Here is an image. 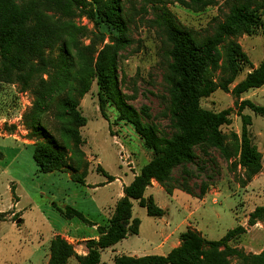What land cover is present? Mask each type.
I'll list each match as a JSON object with an SVG mask.
<instances>
[{"label":"rangeland","instance_id":"374dc122","mask_svg":"<svg viewBox=\"0 0 264 264\" xmlns=\"http://www.w3.org/2000/svg\"><path fill=\"white\" fill-rule=\"evenodd\" d=\"M28 1L30 0H16L19 5ZM121 1L126 12L129 45L117 57L119 89L127 104L140 113L143 123L153 125L160 134L170 136L169 95L164 82L169 64L168 45L153 23L155 13L161 7L168 9L179 26L199 39L213 33L216 26L223 22L235 0H212L209 6L203 8H185L176 0H151L146 6L145 0ZM184 1L188 3V0ZM255 3L259 4L260 0H255ZM142 6L146 12L140 10ZM259 12L264 22V10ZM46 14L54 20L71 23L75 27V38L83 47L92 44L99 50L104 45L111 44L116 37V33L108 26H94L85 17L64 19L50 10ZM228 40L241 47L251 67L255 68L264 60L260 29ZM227 43L228 41L220 48L222 68L210 76L216 83L224 76L222 69L226 63L224 49ZM56 55V50L47 54L48 57ZM249 71L248 68L245 69L229 86V90ZM40 77L47 80L46 75L38 76L32 82V87L38 84ZM97 92L96 81L93 80L89 91L79 101V112L87 121L79 129L82 140L80 150L83 161L88 165L85 183L81 185L69 177L71 172L38 173L33 161V150L40 140L34 137L26 124L34 100L33 94L31 90H22L18 84L0 82V203L9 200V193L5 190L8 185L13 196L20 198L16 210L22 216L19 226L0 223V264H43L44 253L49 251L48 245L40 252H36V249L50 240L52 231L59 232L65 224L58 211L64 207L76 210L91 224L102 225L106 221L107 205L115 192V186L94 189L93 185L105 182V173L122 177L121 182L127 183L152 158V153L144 148L134 129L117 120L113 106L106 104L102 116ZM241 100L264 106V86L243 94ZM236 101L230 92L218 89L200 100V106L205 110L233 111L231 125L221 128L231 157L225 159L215 149H205L204 152L195 148L196 159L193 164L172 170L170 195L153 181L155 185L151 184L147 192H150L159 208L166 210V215L161 218L149 217L145 209L133 202L131 213L132 218L139 221L138 234L128 235L121 242L101 252L100 264H113L114 258L120 256H164L179 241L178 232H170L174 229L180 232L191 230L209 241H216L227 231L241 225L246 228V233L231 242V247L246 254L264 251V222L253 227L246 225L248 215L256 207H264V118L254 115L248 109L241 113L250 119L246 129L261 156L262 169L249 177L238 165V158L234 154L237 143L232 135L239 138L242 128V119L235 107ZM41 124L61 145L56 131L60 124L54 119L52 111L43 114ZM122 151L131 156V165L126 166L120 159ZM66 153L69 156V152ZM158 187L163 191L151 190ZM148 193L144 196H150ZM3 206L5 210L8 204ZM0 214L5 221L7 214ZM17 216L18 214L13 219ZM185 219L190 227L185 228L182 224ZM71 224L74 236H89L94 233L89 225L77 218L72 219ZM73 225L78 228H73ZM164 233L166 234L163 236ZM160 242V247L163 248L161 250L158 248ZM78 245L74 241L72 246L77 248ZM230 263L238 264L233 259Z\"/></svg>","mask_w":264,"mask_h":264},{"label":"trees","instance_id":"16d2710c","mask_svg":"<svg viewBox=\"0 0 264 264\" xmlns=\"http://www.w3.org/2000/svg\"><path fill=\"white\" fill-rule=\"evenodd\" d=\"M145 0L144 6L151 3ZM121 0H30L22 5L16 0H0V82L18 84L22 90H31L34 100L26 124L34 137L40 141L34 145L33 161L41 174L71 172L70 178L83 185L88 165L83 161L80 150L82 143L79 129L87 123L79 112V101L89 91L92 81L98 88L99 110L104 115L106 104L114 107L117 120L130 125L139 136L144 148L152 153V158L144 164L132 181L123 188V197L117 201L110 217L97 226V240L86 242L87 254L77 256L73 247L63 238L56 236L49 245L47 264H67L75 257L79 264H100L101 252L124 240L128 235H137L139 221L132 218V203L145 209L146 215L161 218L165 210L159 208L152 196L145 197V191L156 182L170 195L171 172L176 167L193 164L194 149H215L229 159L231 153L225 144L222 127L232 123L231 109L220 112L205 110L200 100L209 97L217 89L233 96L235 107L242 119L241 134L232 135L237 143L234 154L238 165L249 177L262 169L261 156L252 144L246 127L248 116H242L248 109L254 115L264 118V106L240 97L249 91L264 86V60L255 68L251 67L241 47L228 40L240 34H251L260 29L264 50V22L260 10H264V0H235L223 22L219 23L209 36L196 38L179 26L168 9L161 7L155 13L153 23L168 45L169 64L164 82L169 95L168 116L172 133L160 134L153 126L143 123L140 113L128 105L118 82V53L128 45L126 12ZM185 8H203L212 0H176ZM54 11L64 19L75 16L85 17L94 26L100 24L111 28L116 37L113 42L96 50L91 44L81 46L75 38V27L66 21L54 20L47 11ZM140 10L146 12L145 7ZM225 47L226 63L224 76L219 81L210 79L220 68V48ZM57 51L56 57L47 54ZM250 71L236 83V78L245 70ZM38 84L32 82L38 76ZM52 111L60 127L57 133L61 145L42 126L44 113ZM69 152V156L67 155ZM82 170V171H81ZM108 182L113 178L104 176ZM202 192L201 195H203ZM65 219L77 218L88 223L84 217L70 207L58 210ZM4 216L0 214V222ZM264 222V207H256L247 217L246 225L253 227ZM246 233V228L238 225L227 231L216 241H209L198 233L186 230L179 235V246L165 256L146 255L120 256L113 264H264V251L246 254L231 247L230 243Z\"/></svg>","mask_w":264,"mask_h":264},{"label":"crops","instance_id":"0c3cea01","mask_svg":"<svg viewBox=\"0 0 264 264\" xmlns=\"http://www.w3.org/2000/svg\"><path fill=\"white\" fill-rule=\"evenodd\" d=\"M105 173V172H104ZM69 175V174H68ZM105 175L106 176H110V177H112L113 178V181L112 182H108L107 180L105 181V182H101V183H98V184H95V185H93V187H94V189H96V188H99L100 186H111V185H114L115 186V192H114V194H113V196H111V200L109 201V205H107L108 207H107V212H106V216H107V218H106V220L110 217V215H111V213H112V211H113V209H114V206H115V204L117 203V201L118 200H120L122 197H123V188L125 187V186H127L131 181H132V179L131 180H129V182H127V183H125V182H121V178L122 177H118V176H116V175H110V174H106L105 173ZM69 177H70V175H69ZM106 179V178H105ZM9 182H11V181H9ZM84 183H85V180H84ZM153 184V186L155 185V183L153 182L152 183ZM152 189H156V190H159V191H163V189L161 188V187H158V188H151V190ZM8 193H9V200L7 201V202H1L0 203V212H5L6 214H7V216H5V221H3V222H0V223H11L10 225H16V226H19V224H21L22 223V216H20L21 214H20V212H19V210L17 209L16 210V206L18 207V205H19V203H20V198L18 197V196H13V194H12V192H11V189H10V187L7 185L6 186V189H5ZM148 191V189L145 191V195H146V193H148L147 192ZM150 191V190H149ZM165 192V191H164ZM166 193V192H165ZM167 194V193H166ZM147 195H150V196H152L151 194H150V192L147 194ZM155 201V200H154ZM8 204V206H7V209H5L4 210V208H5V206H3L4 204ZM156 203V202H155ZM157 204V203H156ZM132 205H133V203H132ZM133 207V206H132ZM161 209H163V208H161ZM163 210H165V209H163ZM10 212V213H9ZM18 214V216L16 217V218H14L13 219V217L15 216V215H17ZM165 215H166V210H165ZM164 215V216H165ZM61 216V215H60ZM62 217V216H61ZM63 218V217H62ZM64 220H65V224L61 227V229H60V231L59 232H56V231H52V234H51V238H50V240L48 241V242H46L45 244H41V245H39V249H36V252H40V250L42 249V248H44L45 246H46V244L48 245V250H49V245H50V242H51V240L53 239V238H55L56 236H59V237H61V238H63V239H65L71 246L73 245V243H74V241L76 242V243H79V245L77 246V248H75L74 246H72L73 247V250H74V253L77 255V256H85L86 254H87V248H86V242L87 241H89V240H97L98 239V237H99V235H98V233H97V226H99L98 224H91L90 222H88L87 220V222L88 223H85V222H82L81 220V222L82 223H84V224H86V225H89L91 228H92V231L94 232V233H92V234H90L89 236H86V235H81V236H74V235H72V224H71V221H72V219H74V218H72V219H65V218H63ZM79 220V219H78ZM182 224L183 225H185V228H187V227H190V225L189 224H187V222H186V219L182 222ZM73 228H75V229H77L78 227L75 225H73ZM187 229H185L184 231H178L177 229H174V230H171L170 232L172 233H175V232H178V234L180 235L181 233H183V232H185ZM198 231V230H197ZM167 233V232H166ZM166 233H164L163 234V236L166 234ZM163 238V237H162ZM161 238V239H162ZM160 244H162L161 242L159 243V245H158V248L161 250V249H163L162 247H160ZM179 244H180V241H178L177 242V245L176 246H174L173 248H175V247H177V246H179ZM173 248H170V249H173ZM103 252V251H102ZM170 252V251H169ZM168 252V253H169ZM167 253V254H168ZM165 256V255H164ZM137 257V256H136ZM43 264H47V262H48V260H49V251H48V253H44V256H43ZM67 264H79L78 262H77V260H76V258L73 256V257H71V258H69L68 259V262H67Z\"/></svg>","mask_w":264,"mask_h":264},{"label":"built area","instance_id":"2783aa9c","mask_svg":"<svg viewBox=\"0 0 264 264\" xmlns=\"http://www.w3.org/2000/svg\"><path fill=\"white\" fill-rule=\"evenodd\" d=\"M120 159L124 161V164L126 166L131 165L132 161H131V156L129 154H127L125 151H122L119 155Z\"/></svg>","mask_w":264,"mask_h":264}]
</instances>
